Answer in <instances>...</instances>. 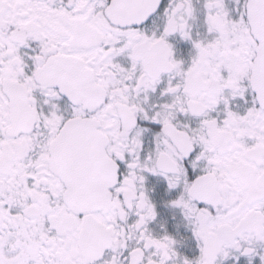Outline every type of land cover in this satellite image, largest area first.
Masks as SVG:
<instances>
[{"label":"snow or ice","instance_id":"1","mask_svg":"<svg viewBox=\"0 0 264 264\" xmlns=\"http://www.w3.org/2000/svg\"><path fill=\"white\" fill-rule=\"evenodd\" d=\"M0 264H264V0H0Z\"/></svg>","mask_w":264,"mask_h":264}]
</instances>
